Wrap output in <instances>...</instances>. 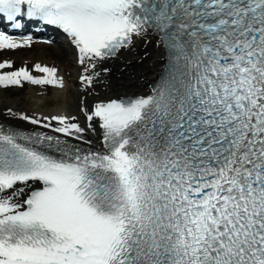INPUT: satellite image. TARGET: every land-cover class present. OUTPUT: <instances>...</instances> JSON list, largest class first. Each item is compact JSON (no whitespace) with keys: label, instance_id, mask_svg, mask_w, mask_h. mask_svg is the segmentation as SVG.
Masks as SVG:
<instances>
[{"label":"snow or ice","instance_id":"snow-or-ice-1","mask_svg":"<svg viewBox=\"0 0 264 264\" xmlns=\"http://www.w3.org/2000/svg\"><path fill=\"white\" fill-rule=\"evenodd\" d=\"M28 25L66 35L80 88L0 120V264H264V0H0V51ZM128 54L146 91L113 82L144 79ZM25 84L65 79L0 61V97Z\"/></svg>","mask_w":264,"mask_h":264},{"label":"bare ground","instance_id":"bare-ground-1","mask_svg":"<svg viewBox=\"0 0 264 264\" xmlns=\"http://www.w3.org/2000/svg\"><path fill=\"white\" fill-rule=\"evenodd\" d=\"M59 49L60 54L52 53L48 57L44 55L43 47H34V50H27L23 51L22 49L16 51L7 50L4 53V56L7 59H12L16 66L23 65L25 62L32 63L36 60H41L43 63L48 64L49 66H56L58 69L63 70H70L69 76L72 78L71 82L68 80L67 86L64 89H57V88H44L40 85L35 86V90L38 92L31 93L28 91L26 87L22 90L12 89L8 93H5L3 97H0V119L1 120H8L12 122H16L13 118L8 117L6 115V108L12 107L15 109H34L38 110L39 108L46 110H53L56 108H62L67 110V106H71L72 108L75 107L77 92L79 90L77 81L75 80L77 72L79 69L74 64V52L73 49L68 45L66 42L59 41ZM142 50H138V55H142ZM129 58L133 60L131 70L137 76H143L144 79L142 81L135 80V81H127L126 78H122L120 67L121 62L115 61L111 62L110 66L112 68V78L113 82L117 85L125 82H132L136 84V90L144 89V83L146 80H149L152 75L154 74V69L149 67L150 62L145 61L144 64H137L135 62V57L131 54H128ZM64 59L63 64H61V60ZM59 63V65L57 63ZM71 83L69 89H67L68 84ZM27 91V92H26ZM35 93V94H34ZM46 95V97L44 96ZM61 99V103H57L54 107H47L43 106V103L48 99ZM47 108V109H45Z\"/></svg>","mask_w":264,"mask_h":264},{"label":"rangeland","instance_id":"rangeland-1","mask_svg":"<svg viewBox=\"0 0 264 264\" xmlns=\"http://www.w3.org/2000/svg\"><path fill=\"white\" fill-rule=\"evenodd\" d=\"M43 52H44V55L46 57H48L49 55H51L52 53L54 54H60V49L57 48V47H47V46H44L43 47ZM65 63L64 62V59L61 60V64Z\"/></svg>","mask_w":264,"mask_h":264}]
</instances>
